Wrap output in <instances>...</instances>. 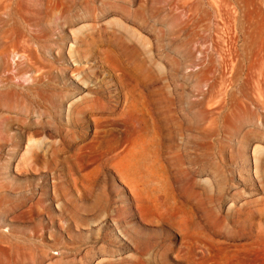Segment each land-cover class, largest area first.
Returning a JSON list of instances; mask_svg holds the SVG:
<instances>
[{"label":"rangeland","instance_id":"obj_1","mask_svg":"<svg viewBox=\"0 0 264 264\" xmlns=\"http://www.w3.org/2000/svg\"><path fill=\"white\" fill-rule=\"evenodd\" d=\"M0 264H264V0H0Z\"/></svg>","mask_w":264,"mask_h":264}]
</instances>
